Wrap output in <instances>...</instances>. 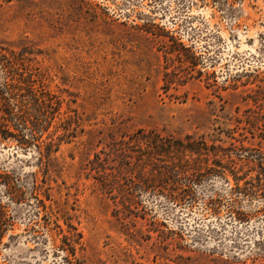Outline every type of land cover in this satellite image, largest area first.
I'll return each instance as SVG.
<instances>
[{"label":"rangeland","instance_id":"374dc122","mask_svg":"<svg viewBox=\"0 0 264 264\" xmlns=\"http://www.w3.org/2000/svg\"><path fill=\"white\" fill-rule=\"evenodd\" d=\"M0 264H264V0H0Z\"/></svg>","mask_w":264,"mask_h":264}]
</instances>
